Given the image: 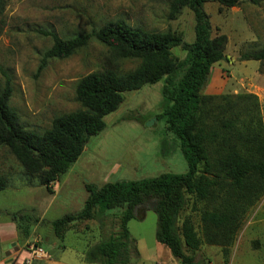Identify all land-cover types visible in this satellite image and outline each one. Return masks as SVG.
I'll return each mask as SVG.
<instances>
[{
	"label": "trees",
	"instance_id": "trees-1",
	"mask_svg": "<svg viewBox=\"0 0 264 264\" xmlns=\"http://www.w3.org/2000/svg\"><path fill=\"white\" fill-rule=\"evenodd\" d=\"M207 3L225 8L238 7L241 0H171L170 17L176 19L185 9L195 17V40L186 43L181 33L147 31L126 21L111 22L91 34L68 40L54 32L46 33L53 46L42 58L41 73L51 59H67L86 47L92 38L121 60H136V70L119 74L113 70L94 72L82 78L76 88V101L82 109L55 118L46 132L27 130L11 107L12 87L7 80L0 93V146L13 153L25 171L39 177V185L50 193L51 185L65 178L84 154L89 140L106 130V117L118 111L124 95L144 86L163 83L162 112L167 131L180 141L188 165L184 174L164 173L139 181H116L99 187L86 183L88 198L79 212L51 222L55 238L63 241L76 222L97 219L119 210V230L107 240L90 247L88 264H128L133 239L132 220L142 221L138 208L152 203L158 218L156 240L167 247L181 264H205L196 260L203 244L218 246L228 263L231 247L243 219L264 197V125L258 98L206 96L212 68L224 61L227 38L212 37ZM7 1L0 0V33L6 26ZM181 47L183 60L172 54ZM243 62L264 63V46L241 57ZM139 121V119H131ZM7 181L0 175V193ZM193 199V212L200 211V237L192 217L182 218L187 198ZM5 215L16 225L19 242L24 244L33 228L45 223L35 209Z\"/></svg>",
	"mask_w": 264,
	"mask_h": 264
},
{
	"label": "rangeland",
	"instance_id": "rangeland-1",
	"mask_svg": "<svg viewBox=\"0 0 264 264\" xmlns=\"http://www.w3.org/2000/svg\"><path fill=\"white\" fill-rule=\"evenodd\" d=\"M6 1V26L0 33V93L9 80L11 107L27 130L39 134L49 130L55 118L82 109L76 101V88L82 78L108 69L126 74L140 64L136 60L116 58L106 46L92 38L71 57L49 60L40 73L42 58L53 46L52 38L46 33L54 32L68 40L123 20L147 31L181 33L186 43L195 40L194 14L185 9L172 19L171 0ZM205 11L210 17L212 37L225 36L227 44L226 58L212 68L203 94L256 96L264 125V63L241 60L243 55L264 46V0H241L234 8L207 3ZM172 54L179 60L187 56L181 47L174 48ZM162 86L163 83H158L126 93L118 111L106 117V130L89 140L84 154L68 175L51 185V193L39 185L38 176L25 171L8 147L0 146V175L7 181V189L0 193V221H9L5 213L26 208L35 209L45 221L33 228L24 251L33 244L45 247L48 240L56 239L50 222L82 210L88 197L86 183L101 187L110 182L139 181L164 173L188 171L179 139L167 131L164 121L156 118L162 112ZM133 118L140 122L131 120ZM187 202L182 218L191 216L203 237L200 211L206 204L199 203V210L193 212V199L188 197ZM49 205L52 206L48 211ZM151 206L152 203H148L139 207V215L145 218L129 223L133 243L128 264H181L167 247L157 242L158 218ZM119 214L116 210L75 224L72 234L63 241L56 240L61 246H71L75 233L85 235L87 240L91 238L93 243L107 240L119 230ZM18 244V247L23 245ZM9 249L14 247L3 245L0 253ZM196 260L205 264H264V197L243 219L228 263L220 247L206 244L196 253Z\"/></svg>",
	"mask_w": 264,
	"mask_h": 264
},
{
	"label": "crops",
	"instance_id": "crops-1",
	"mask_svg": "<svg viewBox=\"0 0 264 264\" xmlns=\"http://www.w3.org/2000/svg\"><path fill=\"white\" fill-rule=\"evenodd\" d=\"M52 198L55 199L54 197ZM51 206L52 205H49L47 207L48 211ZM78 223L80 222L73 223L70 226L69 231L65 235L66 237L70 233L72 234V228ZM84 238L86 240L85 243L83 242ZM73 239L74 241L71 246H61L60 242L54 238L48 240L46 246L42 248H44V250L49 254V257L45 260L36 261L34 264H88L85 262V254L87 250L100 241L97 240L93 243L91 242V238L87 240L85 235L76 233L73 235ZM18 242L19 238L16 225L10 221H0V248L6 244H11L14 247L12 250L9 249L10 251L4 250L0 253V264H21L24 259L28 258V250L24 251L23 248L29 243V241L27 240L22 247H18Z\"/></svg>",
	"mask_w": 264,
	"mask_h": 264
},
{
	"label": "built area",
	"instance_id": "built-area-1",
	"mask_svg": "<svg viewBox=\"0 0 264 264\" xmlns=\"http://www.w3.org/2000/svg\"><path fill=\"white\" fill-rule=\"evenodd\" d=\"M28 258L24 259L21 264H34L36 261L45 260L49 257V254L44 248L33 244L28 248Z\"/></svg>",
	"mask_w": 264,
	"mask_h": 264
}]
</instances>
